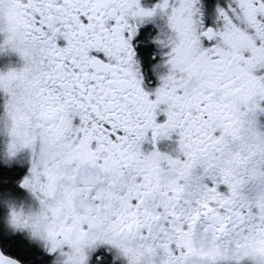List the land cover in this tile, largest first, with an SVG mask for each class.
Wrapping results in <instances>:
<instances>
[{
    "label": "snow or ice",
    "instance_id": "obj_1",
    "mask_svg": "<svg viewBox=\"0 0 264 264\" xmlns=\"http://www.w3.org/2000/svg\"><path fill=\"white\" fill-rule=\"evenodd\" d=\"M0 52V264H264V0H0Z\"/></svg>",
    "mask_w": 264,
    "mask_h": 264
},
{
    "label": "flooded vegetation",
    "instance_id": "obj_2",
    "mask_svg": "<svg viewBox=\"0 0 264 264\" xmlns=\"http://www.w3.org/2000/svg\"><path fill=\"white\" fill-rule=\"evenodd\" d=\"M145 2H149V0H145ZM207 22L211 23L212 21H211V19H209ZM159 23H160V21L158 20L155 23L150 22L149 24L143 26L142 33L155 32L156 31L155 24H159ZM138 51H139L141 57L143 58L142 59V70H143L144 75H145V80H146V82L150 81V83L148 84L149 87H155V85L158 83V79H157V75H156L157 71L162 73L163 71H165V69L163 68L162 64L158 69L154 68V65L156 64V62L155 61L149 62V60L145 57V53L147 52V49L143 45H138ZM158 59H159V57H158ZM20 63H21V61H20L18 55H16L15 53L0 52V71H5L9 67H19ZM254 120L256 121V125H257L258 129L261 131H264V113L257 112L254 116ZM157 147L162 152H168L171 154H175V150L177 148V145L175 143V138L161 140L158 143ZM2 148H3V146L0 143V150H2ZM144 148H145V150L150 151V150H152V145L145 144ZM22 158H24V154H22ZM33 246L40 248V247L36 246L35 244H33ZM40 251H42V253L44 255L41 258H43L45 261V262H42L40 264H47V261H48L47 253L43 249H41Z\"/></svg>",
    "mask_w": 264,
    "mask_h": 264
},
{
    "label": "clouds",
    "instance_id": "obj_3",
    "mask_svg": "<svg viewBox=\"0 0 264 264\" xmlns=\"http://www.w3.org/2000/svg\"><path fill=\"white\" fill-rule=\"evenodd\" d=\"M161 30H167L166 21L161 19L159 23ZM261 163H264V143H260L257 147V162L253 163L249 168L247 175L244 177V193L252 200L259 203H264V167H261ZM17 212H22L25 216L29 215L32 211L30 207L23 208L17 207ZM7 220V217H5ZM31 240V237H28ZM38 247L44 249V245L41 241H32Z\"/></svg>",
    "mask_w": 264,
    "mask_h": 264
},
{
    "label": "trees",
    "instance_id": "obj_4",
    "mask_svg": "<svg viewBox=\"0 0 264 264\" xmlns=\"http://www.w3.org/2000/svg\"><path fill=\"white\" fill-rule=\"evenodd\" d=\"M39 249L40 248H37V247H35L33 245L31 246V249H30V251L32 253V258L34 259L35 264H40L42 262H45L44 259L41 258L44 255H43L42 251H40L41 249L40 250Z\"/></svg>",
    "mask_w": 264,
    "mask_h": 264
},
{
    "label": "rangeland",
    "instance_id": "obj_5",
    "mask_svg": "<svg viewBox=\"0 0 264 264\" xmlns=\"http://www.w3.org/2000/svg\"><path fill=\"white\" fill-rule=\"evenodd\" d=\"M4 141H5V138L3 137V136H0V143H1V145L3 146V144H4ZM5 211H6V209H5ZM36 245V244H35ZM37 246V245H36ZM41 249H43L42 247H40ZM44 250V249H43Z\"/></svg>",
    "mask_w": 264,
    "mask_h": 264
}]
</instances>
